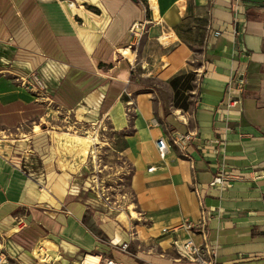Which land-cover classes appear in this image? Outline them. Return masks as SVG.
Masks as SVG:
<instances>
[{
  "label": "crops",
  "instance_id": "1",
  "mask_svg": "<svg viewBox=\"0 0 264 264\" xmlns=\"http://www.w3.org/2000/svg\"><path fill=\"white\" fill-rule=\"evenodd\" d=\"M72 2L13 0L0 12V47L9 46L11 61L0 69V134L59 110L96 125L137 102L131 126L120 129L132 131L119 137L135 208L114 218L87 183L77 189L72 174L87 160L63 147L60 135L56 145L74 163L60 162L61 173L48 175L43 194L39 182H23L17 164L0 154V248L7 263L74 264L94 252L122 264H180L174 240L192 236L199 244L202 237L161 232L199 219V185L202 206L212 213L207 239L218 249V264H264V0ZM82 4L98 13L87 11L80 24L72 11L81 18ZM136 66L146 88H134ZM240 70L247 72L245 90L229 92ZM32 73L45 91L23 85ZM140 90L146 93L133 99ZM173 132L195 134L183 152L170 145ZM162 138L170 145L164 160ZM219 172L232 176L231 187L207 189ZM16 216L27 217L28 226L19 228Z\"/></svg>",
  "mask_w": 264,
  "mask_h": 264
},
{
  "label": "rangeland",
  "instance_id": "2",
  "mask_svg": "<svg viewBox=\"0 0 264 264\" xmlns=\"http://www.w3.org/2000/svg\"><path fill=\"white\" fill-rule=\"evenodd\" d=\"M70 1L72 2V0ZM73 1H76L74 2L76 5L79 4L78 0ZM12 2L13 0H0V12L4 11V7H7ZM82 5L84 8L81 9V12H83L81 18L78 17L80 14L78 10L72 11L77 12L74 21L80 24L87 19V15H85L87 11L98 13L95 8H89L86 4ZM0 48V69H6L11 64L9 46L2 44ZM134 69L137 70H134L132 74L134 88L137 89V86L146 88L147 84H149L148 81L142 82L145 85L137 81V72L142 71L141 67L136 66ZM23 85L26 86L27 84L25 83ZM37 90L40 92L39 89ZM139 93H146V91L140 90L137 93L135 92L132 98L134 99ZM136 105L137 102L128 105L124 103L122 106H119V111L116 112V116L114 115L112 118L102 117L96 125L79 122L75 118V115L59 110L54 117L48 116L45 119L37 120L36 123H28L22 126V128L7 132L4 131L3 134H0V154L8 161L17 164L23 182H28L30 180L35 183L39 182L38 192L43 194L42 189H45L48 184V175L50 173H61L60 162L68 165L74 163L71 154L64 152V150H61L56 145L55 135L61 136L60 140L63 143L61 145L64 147L70 144L69 138H72V136L84 137L90 134H96L98 141H96V145L94 144L93 147L95 150L94 157H92V155L91 158L87 160L86 165L80 167L79 174H72V176L77 179L76 182H73L77 185V189L85 188L87 183V188L91 195L93 192L90 189L91 187L101 194H109L112 202L111 206L113 207H116L117 202L120 200L118 195L126 194L133 200H130L128 205L130 206V210L134 211V203L136 200L130 188L132 169L123 164L120 151L124 144L119 137L126 133L127 130L128 132L132 131L127 128L124 129L125 131H121L120 129L128 122V127L131 126L130 124L136 114ZM54 107L56 106H50V108L57 110V107ZM122 113L123 115L120 116ZM36 125L40 127V130L37 132L34 128ZM54 133L57 134L54 135ZM125 212L126 211H122V217H126L124 214ZM112 215L115 218L120 214L114 211ZM14 222L21 229L26 228L29 223L28 218L23 216H16ZM87 255L99 256L94 252H83L78 258L74 259V264H81L82 260L87 257ZM43 257L41 256L38 258L42 260ZM100 260L102 261L104 258Z\"/></svg>",
  "mask_w": 264,
  "mask_h": 264
},
{
  "label": "built area",
  "instance_id": "3",
  "mask_svg": "<svg viewBox=\"0 0 264 264\" xmlns=\"http://www.w3.org/2000/svg\"><path fill=\"white\" fill-rule=\"evenodd\" d=\"M141 25L134 26L133 29H140ZM220 33L217 32L216 36H219ZM31 83L27 85L31 88H36L41 91H45L46 85L43 80L39 77L37 73H32L30 76ZM247 85V72L246 70H240L237 72L236 78L230 82L228 90L229 92L236 91L242 94ZM242 102L241 97L236 99H231L229 102V107H235ZM152 127L159 126V122L157 120H152ZM195 134H187L184 135L180 132H173L170 134V145L177 148L181 152H183L187 145L193 141V137ZM166 139H160L157 142L158 153L161 160H164L166 153L170 147ZM154 168H151L149 171H153ZM232 176L226 175L223 172H219L216 174L212 181L206 185L207 189H218L225 190L231 187L230 183L226 181ZM238 178V177H235ZM92 191L97 195L106 208V210L110 213L116 211L119 214H122V211H126L130 206L128 202L132 200V198L128 197V195H118L120 198L119 202H117V206H111V197L109 194L100 193L99 191H95L92 188ZM202 188L199 185H196L194 188V193L197 195L199 203L201 205V214L198 220L196 221H185L184 223L175 226L173 228H164L162 230V236H172V234H180L181 232H186L189 235L198 234L202 237V243H196L192 236H187L185 238H176L174 240V247L176 248L177 254L179 256L178 262L180 264H218V249L216 246L209 244L207 239V227L209 222L212 219V213L207 208H203L202 206ZM133 201V200H132ZM126 206V209H125ZM121 250L127 252L129 249V244L124 243L120 246ZM102 264H122L119 261L113 259H104L100 260ZM0 264H7V256L2 249L0 248Z\"/></svg>",
  "mask_w": 264,
  "mask_h": 264
},
{
  "label": "bare ground",
  "instance_id": "4",
  "mask_svg": "<svg viewBox=\"0 0 264 264\" xmlns=\"http://www.w3.org/2000/svg\"><path fill=\"white\" fill-rule=\"evenodd\" d=\"M121 53L123 54L124 57H126L130 60H133L134 56L132 55V53L129 50H123ZM39 130H40V127L36 126L35 131L37 132ZM57 136L58 135H55V138H58ZM72 140H73V142L70 145H68V147L71 150H74L76 155L79 158H81L83 162L89 159V156L93 153V145L96 143V141H98L96 134L95 135L90 134V135L84 136V137L75 136ZM37 253L40 257L41 256L43 257L46 255V251L42 248H39L37 250ZM44 259H46V258H44ZM99 263H100V257L99 256L87 255V257H85L82 260L81 264H99Z\"/></svg>",
  "mask_w": 264,
  "mask_h": 264
}]
</instances>
